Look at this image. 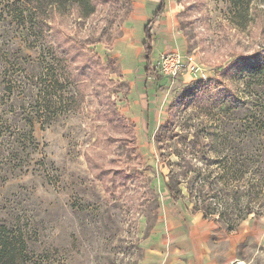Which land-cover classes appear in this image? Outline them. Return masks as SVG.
Wrapping results in <instances>:
<instances>
[{"label": "rangeland", "instance_id": "rangeland-1", "mask_svg": "<svg viewBox=\"0 0 264 264\" xmlns=\"http://www.w3.org/2000/svg\"><path fill=\"white\" fill-rule=\"evenodd\" d=\"M149 1L93 0L96 11L88 17L76 9L53 13L41 43L10 10L19 13L16 1L0 0V221L26 228L34 264H139L164 184L181 171L173 167L179 162L173 135L192 140L205 126L228 119L242 124L264 104V86L246 73L264 57V6L251 0L242 19L233 0H173L185 43L176 54L185 68L178 78L156 72L157 79L146 81L142 111L148 107L149 128L133 130L123 114L129 87L112 48L123 21ZM44 47L54 49L74 83L38 95L44 82L30 71L40 70L37 53ZM67 94H81L76 110ZM35 110L56 116L34 122L37 147L26 143L18 153L12 142ZM259 119L264 124V114ZM184 186L181 201L191 205ZM257 245L248 238L232 264H264Z\"/></svg>", "mask_w": 264, "mask_h": 264}, {"label": "trees", "instance_id": "trees-1", "mask_svg": "<svg viewBox=\"0 0 264 264\" xmlns=\"http://www.w3.org/2000/svg\"><path fill=\"white\" fill-rule=\"evenodd\" d=\"M18 5V14L11 7L15 18L24 27L28 25L30 33L35 40L43 41V31L50 16L53 13L67 14L76 9L81 17H88L95 13L96 6L93 0H13ZM251 0H233V7L239 9L237 13L242 19L244 11ZM264 6V0H258ZM164 8L162 0L154 18L158 17ZM246 9V10H245ZM145 41L143 45L146 67L145 71L157 76L155 69L149 62L152 50L151 26L148 23L144 30ZM40 36V37H38ZM44 46V44H43ZM42 46V47H43ZM37 53V67L31 70V76L39 79L41 87L38 95L46 93L47 88L56 91L57 88L66 89L74 83L70 75L65 74L61 66V58L52 48H41ZM47 50V51H45ZM47 53V58L45 57ZM55 61V63H54ZM258 85L264 86V57L250 66L246 72ZM9 94L12 92L11 82L7 84ZM51 94V93H50ZM67 100L74 106L73 110L82 102L81 94L68 96ZM49 102V101H48ZM50 104V103H49ZM263 103L258 104V111L253 118H242L241 122H233L228 119L217 125L205 126L195 131L193 139L173 135L178 140L173 144V156L179 162L173 167H179L180 173L173 172V182L167 183V189L173 199L178 202L185 199L182 186L186 189L189 197L186 200L191 204L192 212H200L204 218H215L223 224L227 231H233L238 224L250 215L253 218L264 216V124L260 121L263 113ZM223 109L224 106H221ZM224 114H229L226 106ZM33 111L28 116L26 126L15 135L12 144L16 146L18 153L26 143L37 147L33 135L34 122L43 121L49 123L56 115ZM118 114V113H117ZM258 115V118H255ZM226 117V116H224ZM249 119L256 122H250ZM201 135L204 137L201 139ZM206 140V142H204ZM205 162V167L197 166L196 163ZM212 167V170H209ZM186 194V195H187ZM189 198V200H188ZM29 257L26 228L19 223L8 226L0 221V264H18L20 262L31 263Z\"/></svg>", "mask_w": 264, "mask_h": 264}, {"label": "crops", "instance_id": "crops-1", "mask_svg": "<svg viewBox=\"0 0 264 264\" xmlns=\"http://www.w3.org/2000/svg\"><path fill=\"white\" fill-rule=\"evenodd\" d=\"M161 2L151 0L135 6L123 21L121 35L112 48L120 78L129 87V104L123 114L125 119L131 120L133 130L139 132L149 128L148 107L142 111V100L145 103L148 93L146 81L151 77L158 78L145 71V26L148 23L151 26L149 62L152 66L155 67L162 54L184 51V39L176 30L174 1L164 0L162 12L153 19ZM141 8L145 11L140 14L137 10ZM133 106L136 107V117L131 113ZM164 185L159 219L142 242L143 255L139 264H232L238 261L237 249L250 237L259 248H264V216L247 218L235 230L228 232L215 220L192 212L191 205L186 202H173L167 182Z\"/></svg>", "mask_w": 264, "mask_h": 264}, {"label": "built area", "instance_id": "built-area-1", "mask_svg": "<svg viewBox=\"0 0 264 264\" xmlns=\"http://www.w3.org/2000/svg\"><path fill=\"white\" fill-rule=\"evenodd\" d=\"M185 68L182 58L176 53L161 55L155 63L156 72L166 78H178Z\"/></svg>", "mask_w": 264, "mask_h": 264}]
</instances>
